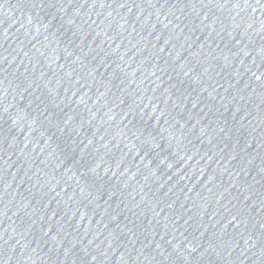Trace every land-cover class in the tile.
<instances>
[{"label":"water","instance_id":"95a60500","mask_svg":"<svg viewBox=\"0 0 264 264\" xmlns=\"http://www.w3.org/2000/svg\"><path fill=\"white\" fill-rule=\"evenodd\" d=\"M0 264H264V0H0Z\"/></svg>","mask_w":264,"mask_h":264}]
</instances>
